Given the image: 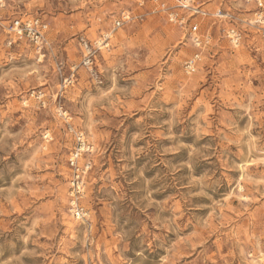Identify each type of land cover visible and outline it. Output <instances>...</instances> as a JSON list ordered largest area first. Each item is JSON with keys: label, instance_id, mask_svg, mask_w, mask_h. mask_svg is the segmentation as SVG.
Listing matches in <instances>:
<instances>
[{"label": "rangeland", "instance_id": "obj_1", "mask_svg": "<svg viewBox=\"0 0 264 264\" xmlns=\"http://www.w3.org/2000/svg\"><path fill=\"white\" fill-rule=\"evenodd\" d=\"M140 1L0 0V264H264V39L239 26L234 47L228 24L199 20L210 41L186 75V31ZM197 1L240 20L255 11ZM30 17L48 25L42 58L8 46L5 27ZM110 32L84 66L80 39ZM37 89L45 109L28 98ZM59 106L93 150L83 219Z\"/></svg>", "mask_w": 264, "mask_h": 264}, {"label": "built area", "instance_id": "obj_2", "mask_svg": "<svg viewBox=\"0 0 264 264\" xmlns=\"http://www.w3.org/2000/svg\"><path fill=\"white\" fill-rule=\"evenodd\" d=\"M255 4V11L249 20L236 19L227 10L217 8L212 12L206 10L197 0H148L152 5V13L162 14L168 23L186 31L189 41L194 48L193 54L188 57L182 66L186 75L197 72L203 50L209 45V36L201 33L199 20L211 19L214 22L226 23L228 27L223 30V36L234 47L242 44L244 32L239 27H246L255 31L260 39H264V3L263 0H248ZM138 4H142L137 0ZM130 21L127 13H122L119 20L113 24V30L119 29L123 23ZM5 32L9 35L8 46L18 41L26 42L39 58L44 56V52L50 49L47 39L48 25L37 17L16 18L11 20L5 27ZM105 34L94 44V47L84 39H80L79 46L82 51V63L88 68L92 67L95 61V53L108 46V41L112 33ZM69 84L65 81L63 87ZM29 100H33L42 109L46 108V94L42 90H32L28 92ZM56 116L61 120L64 131L68 134L73 143V147L67 158V166L71 172L70 197L72 212L77 218H85L86 212L78 205L79 198L83 193L84 175L89 169V165L80 161L85 155L92 153V146L88 143L83 132L77 130L71 124V117L61 106L56 110Z\"/></svg>", "mask_w": 264, "mask_h": 264}, {"label": "crops", "instance_id": "obj_3", "mask_svg": "<svg viewBox=\"0 0 264 264\" xmlns=\"http://www.w3.org/2000/svg\"><path fill=\"white\" fill-rule=\"evenodd\" d=\"M217 9V8H216ZM207 10V9H206ZM210 12V11H209ZM162 15V14H161ZM163 16V15H162ZM209 20V19H208ZM211 20V19H210ZM211 21H213V20H211ZM201 33H204V34H207L208 35V32L207 33H205V32H201Z\"/></svg>", "mask_w": 264, "mask_h": 264}]
</instances>
